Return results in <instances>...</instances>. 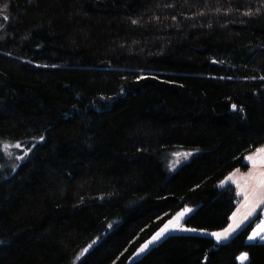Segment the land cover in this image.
<instances>
[{"label": "trees", "instance_id": "trees-1", "mask_svg": "<svg viewBox=\"0 0 264 264\" xmlns=\"http://www.w3.org/2000/svg\"><path fill=\"white\" fill-rule=\"evenodd\" d=\"M262 145L264 0H0V264H126L186 206L225 228ZM259 217L133 264H264Z\"/></svg>", "mask_w": 264, "mask_h": 264}, {"label": "rangeland", "instance_id": "rangeland-1", "mask_svg": "<svg viewBox=\"0 0 264 264\" xmlns=\"http://www.w3.org/2000/svg\"><path fill=\"white\" fill-rule=\"evenodd\" d=\"M15 146L5 145L4 150L7 154H10V158L19 161L22 160V155L25 153L26 148L24 146L16 147ZM264 147L262 145L259 148ZM11 148L13 150H11ZM17 151V152H16ZM21 154H19V152ZM255 151L248 154L245 159V163L248 165L247 168H237L231 173H229L221 182L220 186L225 187L231 185L235 188L238 199V206L236 211L231 216L229 224L222 229L218 230H206V229H199L193 226H190L186 223L188 217L193 213L194 208L192 206H186L177 212L171 219L174 220L178 213L182 212L185 208L191 209L190 212L185 214L180 219L179 228L173 229L171 225H169V230L157 241L153 242L148 246V248L144 252H140L139 249L142 245L147 243L152 237L166 224L168 221L155 233L153 234L147 241H145L140 248L136 251V253L128 260L126 264H133L137 260L143 258L153 247L159 245L163 240L171 235H178V234H187V235H206L214 238L218 243L227 242L231 237H233L238 231H240L243 227H245L249 222H251L255 217L259 216V219L255 222L253 228L250 231L248 236L247 242L248 243H255V242H263L264 240L257 237L256 239L250 240L249 237L253 234L254 231L260 230L261 226L264 225V203H260L261 201V192H264V187L261 186L260 181L264 180V163L259 162V157L254 155ZM194 153L192 154V156ZM191 153L187 151H178L175 153L170 154L168 157L169 165L171 169H169L170 173L175 171L181 164L190 160L192 158ZM253 156L254 160L257 161L255 164L252 161H249L247 157ZM190 158V159H189ZM231 177V179H229ZM247 197V199H246ZM260 203V207H257V204ZM251 213V214H250ZM235 214V217H234ZM232 226L229 228V226ZM181 229H193L194 231H187ZM228 230L225 232V230ZM211 233H225V236L222 237L219 241L216 237L212 236ZM261 235H264V232H261ZM247 253H243L242 256ZM247 260V259H246ZM246 260L241 261L244 263Z\"/></svg>", "mask_w": 264, "mask_h": 264}, {"label": "snow or ice", "instance_id": "snow-or-ice-1", "mask_svg": "<svg viewBox=\"0 0 264 264\" xmlns=\"http://www.w3.org/2000/svg\"><path fill=\"white\" fill-rule=\"evenodd\" d=\"M235 107V106H233ZM15 147H19V145H15ZM255 156L259 157V162L260 163H264V147L262 148H258L255 150L254 153ZM247 159L249 161H252L254 164L257 162L254 160L253 156H249L247 157ZM264 175V174H262ZM229 179H231V177H229ZM260 184L262 187H264V180L260 181ZM247 199V197H246ZM260 203H264V192H261V201ZM260 203L257 204V207H260ZM191 209L185 208L182 212L178 213L177 216L175 217L174 220H169L168 223H166L153 237L151 240H149L147 243H145L144 245L141 246V248L139 249L140 252H144L148 246L150 244H152L153 242L159 240L168 230H169V225L172 226L173 229H177L179 228L180 225V219L187 214L188 212H190ZM251 214V213H250ZM235 217V214H234ZM232 226L230 225L229 228H231ZM181 230H187V231H194L193 229H181ZM228 230L226 229L225 232H227ZM261 232H264V225L261 226L260 230L258 231H254L253 234L249 237L250 240L256 239L257 237H259L260 239L264 240V235H261ZM212 236L216 237V239L219 241L222 237L225 236V233H211ZM86 251V250H85ZM241 261L246 260L247 256L246 254L244 256H242Z\"/></svg>", "mask_w": 264, "mask_h": 264}, {"label": "water", "instance_id": "water-1", "mask_svg": "<svg viewBox=\"0 0 264 264\" xmlns=\"http://www.w3.org/2000/svg\"><path fill=\"white\" fill-rule=\"evenodd\" d=\"M91 249V247L89 246L87 249H86V252L89 251Z\"/></svg>", "mask_w": 264, "mask_h": 264}]
</instances>
